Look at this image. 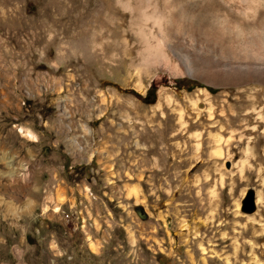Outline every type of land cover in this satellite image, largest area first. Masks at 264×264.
<instances>
[{
    "label": "rangeland",
    "instance_id": "rangeland-1",
    "mask_svg": "<svg viewBox=\"0 0 264 264\" xmlns=\"http://www.w3.org/2000/svg\"><path fill=\"white\" fill-rule=\"evenodd\" d=\"M260 3L0 0V264H264V86L185 29Z\"/></svg>",
    "mask_w": 264,
    "mask_h": 264
},
{
    "label": "bare ground",
    "instance_id": "bare-ground-1",
    "mask_svg": "<svg viewBox=\"0 0 264 264\" xmlns=\"http://www.w3.org/2000/svg\"><path fill=\"white\" fill-rule=\"evenodd\" d=\"M144 1L146 4H148L149 0H144ZM240 1L241 3H243V5L244 4L246 5L245 9L247 8V10H252L256 12L258 11L257 10L258 7L261 5L260 2L263 3L264 0H240ZM250 1L257 3L258 5L253 6L251 5L252 3H250ZM180 5L182 6L181 3ZM183 5L185 6V4ZM166 6L163 5V8H166ZM174 8H175V5H174ZM174 8H172L171 11H169V13L168 11L165 13L164 11L159 12V10L157 9V6L152 5V11H151L150 17L152 18L154 17V19L158 23H163L166 21L165 20L166 18H169L168 15L170 14V12H173V14L172 13L171 14H172V17L176 19L175 24L174 23L173 25L170 24L167 27L173 28L174 32H180L181 30H184L183 26L181 25V22H179V19L182 18V16L184 15V10L183 9L175 10ZM217 12H218V9L216 8L215 4H210V5L208 4L205 7H203L202 13H201L202 15L199 14L200 15L199 17H194V16L190 17L188 26L187 27L184 26V27L185 29H187V31H189V33L191 31L195 33L196 35L197 34L200 35L202 43H204L205 47L207 48V52L214 53L216 56L219 57V59L228 60L229 63H233L234 61L235 64L238 65L236 68H238L239 70H243V69L245 70L243 73L244 75L251 74L252 75L251 79H254L255 83L263 84L264 86V19H262V17H261L262 20L255 19L256 22L253 20L245 22L246 20H243V23H240V24L238 23L237 25H234V27L232 28L233 31L227 32L229 34L227 36L226 31L229 30L230 25H227L226 19H223V18L219 19L217 17L218 15ZM162 29L163 31H166V32L169 31V29H166V27ZM235 31L237 33H235ZM181 32L183 33V31ZM162 33L163 32L160 29V34L158 35L159 45L163 44V46L165 47L166 41H165V38L163 39V36L165 37L166 33H163V36H162ZM231 33H233L234 35H230ZM242 36L243 38H241ZM151 48H149V50ZM177 52H176V56L182 61V63L184 64V66L186 67L188 71V75L191 76L190 75L191 74L190 73L191 64L187 58L188 56H183V55L180 56L181 53L180 52L177 53ZM153 53L155 54L156 52H153ZM232 66L233 65H224V67L226 68L230 67L229 70L232 68ZM253 91L255 95L257 96L264 94V89L262 88H258V89L255 88L253 89ZM256 98H254V100L257 106L256 107L253 106L254 109L251 110L254 116V124L252 126V132L254 133H256L257 130L260 128L259 127L260 124H263L264 126V108L261 107V104L257 102ZM208 113H209V118H211L212 117L211 109L208 111ZM242 123L244 126H246L245 124L246 117L242 120ZM262 134L264 135V129L262 130ZM212 139L216 143L220 142V138L217 137L216 135L212 136ZM229 140L230 138L226 140V143H228ZM252 142H253V139L250 137L248 139V143H249L248 146H250ZM221 155H222L221 149H217L215 151V156L220 158ZM259 170H261V168Z\"/></svg>",
    "mask_w": 264,
    "mask_h": 264
},
{
    "label": "water",
    "instance_id": "water-1",
    "mask_svg": "<svg viewBox=\"0 0 264 264\" xmlns=\"http://www.w3.org/2000/svg\"><path fill=\"white\" fill-rule=\"evenodd\" d=\"M242 210L243 211H254V204H253V193L252 191H248L242 201Z\"/></svg>",
    "mask_w": 264,
    "mask_h": 264
}]
</instances>
